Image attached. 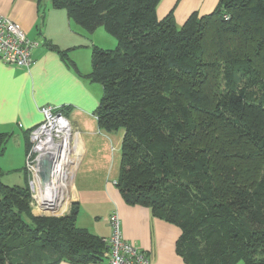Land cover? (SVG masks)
Wrapping results in <instances>:
<instances>
[{
  "label": "trees",
  "instance_id": "trees-1",
  "mask_svg": "<svg viewBox=\"0 0 264 264\" xmlns=\"http://www.w3.org/2000/svg\"><path fill=\"white\" fill-rule=\"evenodd\" d=\"M51 1L118 40L94 48L88 77L103 89L100 128L123 133L126 203L181 228L186 264H264V0H219L181 25L173 11L159 17L161 0ZM10 137L0 133V155ZM2 175L0 264L103 260L108 245L77 226L78 203L37 216L29 185Z\"/></svg>",
  "mask_w": 264,
  "mask_h": 264
},
{
  "label": "crops",
  "instance_id": "crops-1",
  "mask_svg": "<svg viewBox=\"0 0 264 264\" xmlns=\"http://www.w3.org/2000/svg\"><path fill=\"white\" fill-rule=\"evenodd\" d=\"M218 2L161 0L158 15L162 18L173 11L183 24L193 12L203 15L213 11ZM0 15L12 19L31 40L44 42L34 49L29 67L0 60V133L11 134L18 167H25L28 131L44 119L41 106L69 107L67 116L80 132L72 133L69 160V195L72 203H78L77 222L82 213H89L93 220L90 231L105 239L111 235L109 216L117 211L124 237L146 251L153 264H186L176 251L181 228L153 216L147 206L126 203L116 185L123 133L100 128L96 109L101 92L59 52L70 48V42L65 41L76 33L67 11L54 8L51 0H0ZM60 264L73 263L64 260ZM87 264H108V260Z\"/></svg>",
  "mask_w": 264,
  "mask_h": 264
},
{
  "label": "built area",
  "instance_id": "built-area-1",
  "mask_svg": "<svg viewBox=\"0 0 264 264\" xmlns=\"http://www.w3.org/2000/svg\"><path fill=\"white\" fill-rule=\"evenodd\" d=\"M43 41L31 40L22 28L7 16L0 15V60L8 65L29 67L33 62V51ZM64 106L46 104L41 106L44 119L30 129L29 139L31 147L26 153L25 168L28 172L32 205H40L38 198L40 185L43 180L40 174V163L46 159L51 146H56L65 135L68 126L72 133L80 135L63 111ZM48 162L49 160L46 159ZM41 206V205H40ZM111 235L105 238L108 248L104 258L108 264H153L146 251L134 242L124 237L121 218L117 211L109 216Z\"/></svg>",
  "mask_w": 264,
  "mask_h": 264
},
{
  "label": "rangeland",
  "instance_id": "rangeland-1",
  "mask_svg": "<svg viewBox=\"0 0 264 264\" xmlns=\"http://www.w3.org/2000/svg\"><path fill=\"white\" fill-rule=\"evenodd\" d=\"M174 18L177 24L181 25L175 14ZM72 27L73 31L76 33L68 36L65 41L70 42L71 44L69 45L70 48L63 49L66 50V57L71 63L76 65L79 71L87 78L88 82H90L92 87L101 92L100 94L102 96V85L98 82H92L88 77L92 72L94 48L115 49L118 45V40L108 32L105 26H99L94 30H88L72 20ZM16 155L17 150L15 143L12 140H9L4 153L0 155V166L3 170L1 181L11 186L26 187L27 184L30 186L28 172H26L24 164L22 167H18L19 163L16 160ZM70 179L71 171L69 172L68 189ZM69 192L70 191L68 190V194L65 196L64 200L55 209L42 208L38 202H35V206L32 209L33 213L37 216H60L70 212V209L72 208V199L70 198ZM90 216L91 215L87 212L82 213L77 222V226L87 227L91 230L93 227V220ZM237 264H244V262L240 261Z\"/></svg>",
  "mask_w": 264,
  "mask_h": 264
},
{
  "label": "bare ground",
  "instance_id": "bare-ground-1",
  "mask_svg": "<svg viewBox=\"0 0 264 264\" xmlns=\"http://www.w3.org/2000/svg\"><path fill=\"white\" fill-rule=\"evenodd\" d=\"M72 144V129H68L56 146H51L46 159L49 160V174L40 185L38 198L43 208L55 209L68 194L69 160Z\"/></svg>",
  "mask_w": 264,
  "mask_h": 264
},
{
  "label": "water",
  "instance_id": "water-1",
  "mask_svg": "<svg viewBox=\"0 0 264 264\" xmlns=\"http://www.w3.org/2000/svg\"><path fill=\"white\" fill-rule=\"evenodd\" d=\"M48 165H49V162L46 159H43L40 163V166H41L40 174H41L43 183L44 181H46L47 176L49 174L50 169Z\"/></svg>",
  "mask_w": 264,
  "mask_h": 264
}]
</instances>
